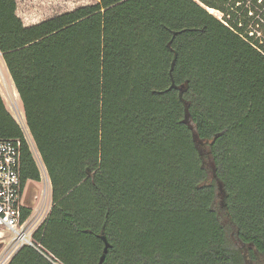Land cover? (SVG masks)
<instances>
[{
  "label": "trees",
  "instance_id": "trees-1",
  "mask_svg": "<svg viewBox=\"0 0 264 264\" xmlns=\"http://www.w3.org/2000/svg\"><path fill=\"white\" fill-rule=\"evenodd\" d=\"M94 1L25 26L0 0L50 183L7 264H264V0ZM0 139L20 141L22 189L39 182L1 95Z\"/></svg>",
  "mask_w": 264,
  "mask_h": 264
},
{
  "label": "built area",
  "instance_id": "built-area-1",
  "mask_svg": "<svg viewBox=\"0 0 264 264\" xmlns=\"http://www.w3.org/2000/svg\"><path fill=\"white\" fill-rule=\"evenodd\" d=\"M2 81H4V76L0 68V83ZM13 97V103L9 104V107L15 112L14 119L22 129L24 140L33 155V152L36 151L34 143L32 141V146V139L31 137L28 138L30 135L24 118L23 123L21 122V114L15 100V94ZM19 166L20 141L0 139V244L2 245L0 264H7L22 246H33L32 235L49 212L48 208L46 211H41L40 214L31 213L28 217L23 218V208L28 207L25 205L24 199L22 200L24 189L20 183ZM9 234L13 238L10 242H6L5 237Z\"/></svg>",
  "mask_w": 264,
  "mask_h": 264
},
{
  "label": "rangeland",
  "instance_id": "rangeland-1",
  "mask_svg": "<svg viewBox=\"0 0 264 264\" xmlns=\"http://www.w3.org/2000/svg\"><path fill=\"white\" fill-rule=\"evenodd\" d=\"M17 3V16L21 19L22 23L25 26H30L33 24H37L46 19L52 18L56 15H60L65 12L72 11L78 7L92 5L95 4L94 0H16ZM211 14L221 18V14L216 11H211ZM0 68L4 76V81L0 83V95L4 102H6V107L10 115L14 118L15 112L9 107V104L13 103V94H15V100L17 102L20 114H21V122L25 120L24 113L22 109V104L19 99V96L14 88L12 81H10L9 74L5 68V65L0 57ZM24 118V120H23ZM30 138V136L28 137ZM31 140V139H29ZM32 144V140H31ZM33 146V144H32ZM34 149V147H33ZM35 151V150H34ZM33 156L35 162L40 171V181L39 182H29L26 184L22 200L24 196L27 195L28 191L31 193L26 198L28 204H33L32 206L26 205L31 209V213L40 214L41 211H46L48 208L50 209V183L48 177L45 173V170L40 162V158L38 157V153L33 152ZM31 189V190H30ZM13 236L9 234L5 237L6 242H10ZM239 246V243H236ZM2 251V246L0 248ZM1 253V252H0Z\"/></svg>",
  "mask_w": 264,
  "mask_h": 264
},
{
  "label": "water",
  "instance_id": "water-1",
  "mask_svg": "<svg viewBox=\"0 0 264 264\" xmlns=\"http://www.w3.org/2000/svg\"><path fill=\"white\" fill-rule=\"evenodd\" d=\"M185 123H186V121H185ZM25 205H27L28 204V202L25 200ZM29 206H32L33 204H28ZM103 239V241H104V250H103V253H104V255L107 253V250H108V248H109V245L107 244V242H106V240H105V238L103 237L102 238ZM1 244H0V248H1ZM103 261V259L101 260V262Z\"/></svg>",
  "mask_w": 264,
  "mask_h": 264
},
{
  "label": "flooded vegetation",
  "instance_id": "flooded-vegetation-1",
  "mask_svg": "<svg viewBox=\"0 0 264 264\" xmlns=\"http://www.w3.org/2000/svg\"><path fill=\"white\" fill-rule=\"evenodd\" d=\"M31 190V189H30ZM31 193V191L27 192V195L24 196V201L26 200V198L28 197V195Z\"/></svg>",
  "mask_w": 264,
  "mask_h": 264
},
{
  "label": "crops",
  "instance_id": "crops-1",
  "mask_svg": "<svg viewBox=\"0 0 264 264\" xmlns=\"http://www.w3.org/2000/svg\"><path fill=\"white\" fill-rule=\"evenodd\" d=\"M29 26V25H28ZM10 78V77H9ZM10 81H11V79H10ZM12 83V82H11ZM4 101V100H3ZM4 104H5V107H6V102H4ZM6 109H7V107H6Z\"/></svg>",
  "mask_w": 264,
  "mask_h": 264
}]
</instances>
